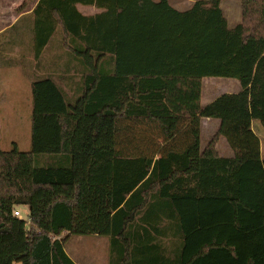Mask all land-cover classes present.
<instances>
[{"label":"trees","instance_id":"1","mask_svg":"<svg viewBox=\"0 0 264 264\" xmlns=\"http://www.w3.org/2000/svg\"><path fill=\"white\" fill-rule=\"evenodd\" d=\"M2 61L32 113L31 149H0V264H76L72 235L107 236L109 264H264V158L216 149L227 120L264 130V0L234 26L221 0H39ZM206 77L240 91L202 106ZM202 119L220 120L204 149Z\"/></svg>","mask_w":264,"mask_h":264},{"label":"rangeland","instance_id":"2","mask_svg":"<svg viewBox=\"0 0 264 264\" xmlns=\"http://www.w3.org/2000/svg\"><path fill=\"white\" fill-rule=\"evenodd\" d=\"M170 1L179 10L187 9L193 3V0ZM221 4L230 26L241 20L240 0H221ZM85 10L97 11L94 8ZM12 56H16L17 64L21 65L19 53H13ZM51 56L52 53L46 54V60H50ZM7 58L4 56V60ZM12 66H5L3 61L0 63V149L10 150L15 144L19 150L29 151L31 149L32 81L25 76L23 70ZM42 67H44L43 63ZM28 69L30 70L29 66L26 67V70ZM43 71L44 69H39L38 75H41ZM240 88L241 84L237 79L206 77L202 81V105L206 106L215 96L239 92ZM74 89V86L71 87L67 91L68 95H73ZM219 125L220 120H202V149L212 139ZM258 126L261 127L260 124L250 120L225 121L223 132L216 145L218 153L225 157L264 158V130ZM20 210L22 217H27L28 207L22 206ZM65 248L79 264H109L111 245L107 236L72 235L66 242Z\"/></svg>","mask_w":264,"mask_h":264},{"label":"crops","instance_id":"3","mask_svg":"<svg viewBox=\"0 0 264 264\" xmlns=\"http://www.w3.org/2000/svg\"><path fill=\"white\" fill-rule=\"evenodd\" d=\"M24 1L25 0H0V34L5 32L6 30L10 29L22 15L30 13L39 0H29L27 8L23 12H17L16 9L18 7H20ZM222 1H228V0H222ZM77 8L83 15H93V14L101 11L100 9H98L96 7L85 6V5H80V4L77 5ZM87 8H94V10H97V11L96 12H91V11L87 12V10H85ZM237 23L238 22H235V24H237ZM234 25H232V26H234ZM15 50L18 51V48H16ZM14 68H18L19 70H21L19 67H14ZM216 97H218V96L211 98V100L208 103L213 101ZM201 105H202V98H201ZM210 120H217V119H210ZM94 236H97V235H94ZM71 259L76 264H79L74 258L71 257Z\"/></svg>","mask_w":264,"mask_h":264},{"label":"built area","instance_id":"4","mask_svg":"<svg viewBox=\"0 0 264 264\" xmlns=\"http://www.w3.org/2000/svg\"><path fill=\"white\" fill-rule=\"evenodd\" d=\"M14 215L17 216V217H20V218L22 217L21 212L18 211V210L14 212Z\"/></svg>","mask_w":264,"mask_h":264}]
</instances>
